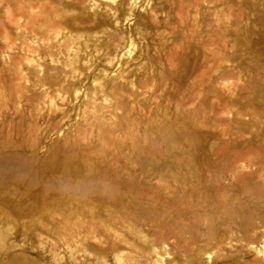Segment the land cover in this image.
Here are the masks:
<instances>
[{"label":"rangeland","instance_id":"rangeland-1","mask_svg":"<svg viewBox=\"0 0 264 264\" xmlns=\"http://www.w3.org/2000/svg\"><path fill=\"white\" fill-rule=\"evenodd\" d=\"M0 264H264V0H0Z\"/></svg>","mask_w":264,"mask_h":264}]
</instances>
